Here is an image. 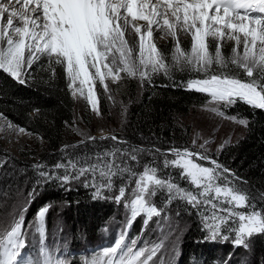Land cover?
I'll return each mask as SVG.
<instances>
[{"label":"snow or ice","instance_id":"1","mask_svg":"<svg viewBox=\"0 0 264 264\" xmlns=\"http://www.w3.org/2000/svg\"><path fill=\"white\" fill-rule=\"evenodd\" d=\"M136 21L146 22V28L137 26ZM154 26L176 41L171 65L152 41ZM180 34L190 35V54L182 49ZM226 41H235L231 57L222 54ZM241 45L242 55L237 53ZM42 57L50 65L64 68L73 96L79 93L83 97L87 88L86 99L93 111L98 110L93 91L97 78L108 91L105 80L110 78L116 82L121 78L120 73L150 81L152 73L163 71L168 75L173 68L199 74L198 78L187 82L186 88L207 94L209 104L223 103L230 107L243 102L264 110V0H0V70L23 84L32 65L40 66L38 62ZM241 72L247 79L241 78ZM209 110L224 115L218 107ZM238 122L246 124L243 119ZM19 131L25 132V129ZM87 139L95 141L96 138ZM110 139L121 142L115 136ZM206 144L207 141L199 147L204 149ZM139 151L136 148L129 152L113 149L97 154V163L80 164L79 158L68 160L54 165L56 169L65 170L63 175L48 172L40 175L45 182L55 177L68 183L82 176L87 181V174L91 172L95 181V172L99 170L107 180L103 187L111 191L112 177L127 172L128 183L122 184L118 195L114 196L130 212L126 227H131L142 214L145 228L153 217L159 218L155 223L160 225L167 217V205L173 200H183L198 213L211 212L210 216H203L205 221H210L206 226L211 240L229 239L228 234L222 235V225L226 232H234L236 245L245 247L253 234H264V210L251 203L250 197L229 179L234 177L231 170L207 156L206 149L205 152H193L187 148H171L167 150V154L174 157L171 160L162 153L165 155L164 167L179 169L180 178L196 191L181 187L171 177L158 176L155 166L145 165L142 173H136L126 163L124 167L116 163L117 152L135 161ZM156 151L160 152L159 149ZM107 156L113 159L101 165L99 161ZM194 158L211 166L195 162ZM133 177H136L135 185L126 195ZM221 178L223 183H219ZM91 186L96 187L95 183ZM158 193L166 197L164 206L153 202L152 198ZM94 195H101L99 188ZM47 211L44 207L37 216L39 226L36 231L41 241ZM24 226L22 211L0 237V264H34L31 258L22 257L21 250L26 247ZM126 236V232L122 233L114 245L102 249L106 259L98 258L93 264H149V261L161 264L159 258H153L157 257L163 240L151 247H137V241L126 240ZM41 255L45 258L40 264H64L43 249Z\"/></svg>","mask_w":264,"mask_h":264},{"label":"trees","instance_id":"2","mask_svg":"<svg viewBox=\"0 0 264 264\" xmlns=\"http://www.w3.org/2000/svg\"><path fill=\"white\" fill-rule=\"evenodd\" d=\"M189 48L190 46L185 49ZM38 63L40 66H37V63L32 65L30 75L25 77L23 84L0 70V117L42 141L37 157L44 167L38 170L26 167L27 174L31 172L38 174L33 176V180H40L41 172L63 175L65 172L63 168H54L57 163L76 161L79 158L80 164L85 162L92 164L97 163V154L105 151L120 149L129 152L136 148L140 150L137 160L133 161L117 152L116 163L121 167L126 163L136 173H142L145 165L155 166L158 169V176L171 177L181 187L196 191L180 178L179 169L164 167L165 155L162 153L171 160L174 157L167 154V150L171 148L193 150L190 144V127L185 125L184 119L193 107L203 106L209 99L203 93L186 88L187 82L198 78L197 76L175 68L168 75L164 73L154 76L150 81L147 80L139 89L138 85L132 83L124 94L125 99L131 103L127 123L116 136L121 142L96 139L76 145L78 142L71 141L70 133V129H73L76 123V101L69 89L67 74L61 65H50L47 59H42ZM240 76L247 79L243 72ZM102 98V109L106 115L108 113L106 100ZM224 112L228 116L245 119L246 134L237 143L227 146L212 158L230 169L239 178L234 179L235 185L250 197L251 203L257 209L264 210V110L237 102ZM112 159L111 156L103 157L99 163L102 165L104 161ZM140 165L142 168L138 170ZM19 175L24 179L25 175ZM92 175L88 174L87 181L83 176L68 183H62L55 177L48 180L40 192L39 208L35 206L32 210L34 215H37L39 210L46 206L51 208L58 206V210L60 207L65 208V223L55 224L56 213L53 214L52 211L50 213L52 223L48 233L43 235L42 241L40 234L37 237L41 246L40 251L43 249L45 252L52 247L57 255L63 256V249H68L65 255L68 264H93L94 259L87 252L91 245L103 242L104 236L109 239L110 246L114 245L121 234L126 232V224L118 225L110 221L116 205H123L114 199L118 191L111 192L103 187L101 195H94L97 188L91 185L99 182L103 186L107 180L103 181V177L95 173L93 181ZM128 175L124 172L122 175L112 177L117 190L120 187L118 184L121 181L120 177ZM193 222L195 227L185 238L184 254L179 264H215L217 248L213 245L209 247L201 245L206 236L198 226V220L194 219ZM58 225H62L64 229H59ZM142 226L143 222L140 223L138 230H134L132 224V231L127 234L126 240L136 238ZM151 231L153 235L155 229L152 228ZM52 233H56V236L51 235ZM145 238L147 237L142 238L141 242ZM27 239L29 241L28 236ZM251 243L255 255L250 264H264V235H255ZM32 251L29 247L24 249L26 256L33 260L30 255ZM225 254H231V251H225Z\"/></svg>","mask_w":264,"mask_h":264},{"label":"rangeland","instance_id":"3","mask_svg":"<svg viewBox=\"0 0 264 264\" xmlns=\"http://www.w3.org/2000/svg\"><path fill=\"white\" fill-rule=\"evenodd\" d=\"M135 23L137 26L142 27V29L147 26L144 21H136ZM240 36L241 39H243V34H240ZM179 39L182 49L186 50L185 48L190 46L189 50H186L190 54V35L180 34ZM152 41L166 56V62L171 65L173 63L172 53L176 41L173 40L171 36L164 34V32L157 31L155 26L153 28ZM235 46V41H226L222 47V54L231 57L233 55V47ZM237 53L242 55V45L237 48ZM42 59L46 58L42 57L41 60ZM161 74H164V72L160 71L158 73H152L151 79L154 76H159ZM190 74L197 77L199 76V74L195 72ZM120 77L121 78L116 82H113L110 78L105 80L104 83L107 84L109 89L108 91L105 90L104 85L99 82L98 78L95 80L93 91L97 99V111H93L87 102V88L84 89L83 97H81L79 93H77L76 96H73L76 101V123L74 128L70 129V133L72 135L71 141L78 142L76 145H82L90 142L91 140H88L87 137H94L97 135L100 140H108L110 137H102H107L108 135L116 137L117 134L122 132L123 127L127 123L126 119L128 116V109L131 104L124 96L127 91V87L134 83L138 85L139 89L145 84L147 79L141 81L139 76L128 77L125 73H120ZM102 97L106 100V109L108 111L106 115L102 109ZM208 98V102H206L203 106L192 108L189 115L185 117L184 123L186 126L190 127V144L193 147V150L191 151L205 152L206 149L205 154L212 158L213 155H218L227 146L235 144L244 138L246 134L247 121L243 119L246 121V124H241L238 120L242 118L236 117L235 120L231 119L230 117L232 116H228L224 112V110L229 107H225L223 103L219 105L209 104L210 97ZM210 107H218L219 111L223 112L224 115L221 116L211 112L209 110ZM19 129L20 128L0 117V237L3 236L5 230L10 229V225L13 220L18 218L23 211L25 226L22 230L26 232L25 248L29 247L34 250V264H40L45 257L41 255V260L39 262L37 237L39 233L36 231V228L39 226V220L37 219L38 214L34 215L32 210L35 206L39 208V202L41 201L40 192L43 190L42 188L47 182L44 181L43 177L40 180H33V176L38 174L36 172L27 174L26 167H33L35 170L44 167H34V165H42L37 157L41 150L42 141L26 131L20 132ZM81 133H83V135H81ZM205 141H207V144L204 149H201L199 146L205 144ZM195 162L201 163L204 166H211L206 161L195 160ZM141 168L142 165L139 166L138 170H141ZM95 173L98 175L100 174V171L97 170ZM19 174L25 175L24 179H21ZM235 178L237 177H229L233 184H235ZM105 179L106 178L103 177V181H105ZM135 179L136 177H133L131 184L128 188H126V195L130 192L131 188L134 187ZM120 180L118 181L122 184H126L128 183V176H122L120 177ZM120 182L118 184L121 186L122 184ZM219 183H223V178H221ZM95 185V188H99L100 191L103 190V186L99 182ZM116 191L118 190L113 184L111 192ZM152 199L155 204L164 206L166 197L163 193H158ZM116 206L113 218L110 221H112L113 224L127 225L128 218L130 216L129 210L124 207V204ZM46 207L48 211L44 216V234L48 233V228L51 226L52 222H50V213L52 211L53 214L56 213L57 222H55V224H64V216H66L65 208L63 209L60 207L58 210V206H53L52 208L50 206ZM208 207L210 208V206ZM225 207H228V205H225ZM166 211L167 217L160 225L155 223V221L159 218L153 217L148 226L145 228L143 225L139 234H137L136 238H134L137 241V247L144 245L151 247L153 244L163 240L164 243L160 251L157 253V257L153 258L154 260L159 258L161 264H179V260H181L184 254L185 238L195 227L193 222L194 219L198 220V226L201 227L204 235L206 236V238L201 242V245L206 247L213 245L218 250L215 264H234L236 261V264H250L252 258H254L255 252L253 250L251 239L260 233H255L253 236L249 237L248 247H245L243 245H236L234 243V232H226L225 226L222 225L221 233L222 235L228 234L229 239L224 240L222 238H217L216 240H211L208 238L209 230L206 226L210 223V221H205L203 219V216L211 215L210 211L198 213L195 208L188 205L186 201L183 200H173L171 204L167 205ZM236 211L244 210L236 209ZM163 215L164 213H162V216ZM144 219L145 217L142 214L140 217H137L135 221H133L132 224L134 225V230L139 229L140 223L143 222ZM61 226L62 225H58L59 229H64V227ZM152 228L155 229V233L153 235V232L151 231ZM127 229L128 227H126V230ZM69 230L70 229L68 228V231ZM51 235L56 236V233H52ZM150 235H152V237H150ZM144 237L147 238L141 242V239ZM148 237H150L149 240H147ZM104 240L105 241L101 244L98 243L96 245H91L89 248L94 249H90L87 252L91 255L95 254L96 251L103 253L102 249L106 248L108 238L104 236ZM24 249L21 250V253L22 257L26 259ZM36 251L37 255L35 253ZM225 251H231V254H225ZM49 252L54 257L63 261L64 264H68V259L65 255H57L52 247L45 251V253ZM103 260H105V257L102 255L101 261ZM149 264H152V262L149 261Z\"/></svg>","mask_w":264,"mask_h":264},{"label":"water","instance_id":"4","mask_svg":"<svg viewBox=\"0 0 264 264\" xmlns=\"http://www.w3.org/2000/svg\"><path fill=\"white\" fill-rule=\"evenodd\" d=\"M94 137H95L96 139H99V136H97V135H96V136H94ZM109 137H111V135H108V136H107V138H109ZM96 139H95V140H96ZM82 143H84V142H82ZM217 162H218V161H217ZM218 163H219V162H218ZM220 164H221V163H220ZM221 165H222V164H221ZM234 176L236 177V175H235V174H234Z\"/></svg>","mask_w":264,"mask_h":264}]
</instances>
